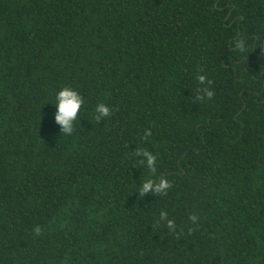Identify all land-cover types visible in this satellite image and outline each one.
Segmentation results:
<instances>
[{
  "label": "trees",
  "instance_id": "1",
  "mask_svg": "<svg viewBox=\"0 0 264 264\" xmlns=\"http://www.w3.org/2000/svg\"><path fill=\"white\" fill-rule=\"evenodd\" d=\"M0 264H264V0H0Z\"/></svg>",
  "mask_w": 264,
  "mask_h": 264
},
{
  "label": "clouds",
  "instance_id": "2",
  "mask_svg": "<svg viewBox=\"0 0 264 264\" xmlns=\"http://www.w3.org/2000/svg\"><path fill=\"white\" fill-rule=\"evenodd\" d=\"M201 79L203 78L201 77ZM207 95L210 97L212 93L208 92ZM46 104L54 106L53 120L59 126V134L62 132L66 136L72 135L79 111L84 104V98L81 93L71 86H63L55 92L54 101ZM95 112V119L99 121L101 118L109 116L110 109L107 105L101 103L96 106ZM143 156L147 167L153 168L155 157L148 152L143 153ZM169 186L167 179L161 178L158 183L148 179L142 184L141 189L144 194L164 193Z\"/></svg>",
  "mask_w": 264,
  "mask_h": 264
}]
</instances>
